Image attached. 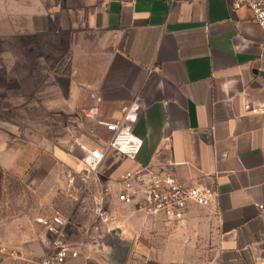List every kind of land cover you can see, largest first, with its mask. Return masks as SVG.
<instances>
[{"label":"crops","instance_id":"crops-1","mask_svg":"<svg viewBox=\"0 0 264 264\" xmlns=\"http://www.w3.org/2000/svg\"><path fill=\"white\" fill-rule=\"evenodd\" d=\"M7 15L11 62L58 63L10 75L31 106L58 113L61 130L52 150L44 138L29 135L19 145L12 135L3 144L0 135V189L20 178L45 188L51 175L57 190L73 176L84 187L76 178L84 146L106 151L92 183L99 190L145 165L214 192L209 205L191 207L178 222L106 194L95 198L91 224L68 241L80 252L75 262L114 264L103 256L112 251L104 231L117 227L127 250L115 264H264V30L249 8L235 9L232 0H0V20ZM37 39L50 50H36ZM93 94L106 119L120 118L139 97L137 120L128 124L143 142L135 159L108 148L109 132L87 122ZM99 202L109 222L96 229ZM39 226L29 241L43 254L49 235Z\"/></svg>","mask_w":264,"mask_h":264},{"label":"rangeland","instance_id":"rangeland-1","mask_svg":"<svg viewBox=\"0 0 264 264\" xmlns=\"http://www.w3.org/2000/svg\"><path fill=\"white\" fill-rule=\"evenodd\" d=\"M0 25L3 26L2 32L7 33L6 36H0V135L2 142L4 144L12 135H17L18 144H25L27 136L31 135L37 139L44 138V144L47 143L52 150L58 146L56 139L61 130L58 113H53L55 116L46 115V111L31 106L30 96L21 93L19 80L15 76L11 77L10 72L16 74L17 71L20 75H24L26 71L29 72L34 67V73L39 74L46 63L51 66V69L57 68L58 63L55 60L38 61L37 56H33V61L11 62L10 54L15 48L12 42L15 44L16 41L8 35L10 33L8 15L2 19ZM37 42L39 46L34 48L39 52L50 50L49 47L41 45V39H37ZM28 50L23 46L21 55H28ZM36 81L39 83L40 77ZM42 123H44L43 126ZM46 138L49 142L45 141ZM68 178L70 180V177ZM23 179L20 178L15 183L6 185L7 189H0V264H26L31 253L25 247V243L41 233L42 229L36 222V218L40 215H50L57 211L65 213L69 217L67 240H77L78 229L85 224H91L88 221L95 214V198L98 197L105 201L107 197L92 184L94 182L78 187L72 178L65 189L57 190L55 175H51L50 182L44 184L45 188L40 183H35L30 188L27 180ZM118 212L127 213L128 210L120 206ZM103 255L109 262L114 264L120 262L119 255L113 251Z\"/></svg>","mask_w":264,"mask_h":264},{"label":"built area","instance_id":"built-area-1","mask_svg":"<svg viewBox=\"0 0 264 264\" xmlns=\"http://www.w3.org/2000/svg\"><path fill=\"white\" fill-rule=\"evenodd\" d=\"M232 5L235 9L249 8L264 30V0H232ZM92 99L93 103L85 110L87 122L93 127L102 126L109 132L106 139L108 148L135 159L143 142L129 129L128 124L137 120L141 107L139 97L123 105L122 114L117 119L101 116L100 95L93 94ZM82 149L85 152L81 158L84 166L77 175L84 184L96 182L100 175V166L106 158V151L98 147L88 149L82 146ZM72 178L74 180L75 176ZM100 191L119 203L131 206L136 212L168 222L183 220L191 207L207 206L214 196L213 190L206 185H188L171 174L153 172L145 165L127 169L118 181L102 185ZM36 222L49 235L47 248L43 254L29 257L26 264H78L75 260L80 252L67 240L69 217L55 212L38 216Z\"/></svg>","mask_w":264,"mask_h":264},{"label":"water","instance_id":"water-1","mask_svg":"<svg viewBox=\"0 0 264 264\" xmlns=\"http://www.w3.org/2000/svg\"><path fill=\"white\" fill-rule=\"evenodd\" d=\"M79 182L81 183L82 180L81 178L77 175L76 177ZM104 203L99 202L98 203V214H99V221H96L95 223H93V226L98 229L100 224L103 223H108L109 222V218H107V214L104 210ZM104 237L108 240L109 244L112 245V251L115 252V254L119 255V260L121 263L122 261H124L125 259V253L127 250V242L125 240H123V238L121 237V231L120 229L118 230L117 227L115 228H108L104 231ZM25 247H27V249H31L35 252H37L38 254H41V250H40V246L37 242L35 241H29L26 242ZM119 247V248H118ZM112 251L108 252V253H112ZM106 254V253H103ZM104 256V255H103Z\"/></svg>","mask_w":264,"mask_h":264}]
</instances>
